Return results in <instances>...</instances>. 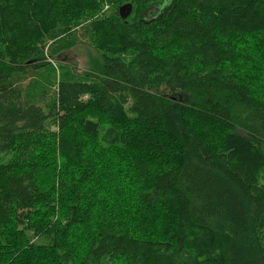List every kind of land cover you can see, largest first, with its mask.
<instances>
[{
  "label": "trees",
  "instance_id": "16d2710c",
  "mask_svg": "<svg viewBox=\"0 0 264 264\" xmlns=\"http://www.w3.org/2000/svg\"><path fill=\"white\" fill-rule=\"evenodd\" d=\"M163 1L0 0V264H264V0Z\"/></svg>",
  "mask_w": 264,
  "mask_h": 264
},
{
  "label": "rangeland",
  "instance_id": "374dc122",
  "mask_svg": "<svg viewBox=\"0 0 264 264\" xmlns=\"http://www.w3.org/2000/svg\"><path fill=\"white\" fill-rule=\"evenodd\" d=\"M125 3H128V2H125ZM123 4H124V3H123ZM159 8H162L160 4H158V5L154 6V7H150V8H148L149 10H147V12H146V13H147L146 16H147V17H151L152 15L157 14L158 11H159ZM81 37H82V36H81ZM77 43H85V40H84V39H78V42H77ZM75 52H77V54H76L75 57H74V61H75V62H79V64H78L77 66H75L76 71H78V72H82V71L85 69V68H84V67H85V66H84V63L87 62V57L85 56V53H86V52H85V50H83L82 48H81V49H76ZM71 56H72V55H71ZM54 59H55V60H59L58 57H55ZM62 61H64V58L62 59ZM71 61H72V59L70 58V56L66 54V56H65V62L71 64ZM74 61H73V62H74ZM57 64L59 65L60 63H57ZM77 76H79V74H77ZM51 94H52V92H51ZM51 94H50V95H51ZM50 95L48 96V98L50 97ZM259 146L262 147L263 150H264V143L260 144ZM102 264H103V263H102ZM104 264H108V262L105 261Z\"/></svg>",
  "mask_w": 264,
  "mask_h": 264
},
{
  "label": "water",
  "instance_id": "95a60500",
  "mask_svg": "<svg viewBox=\"0 0 264 264\" xmlns=\"http://www.w3.org/2000/svg\"><path fill=\"white\" fill-rule=\"evenodd\" d=\"M132 5L131 3H124L118 7V14L122 20H126V18L131 13Z\"/></svg>",
  "mask_w": 264,
  "mask_h": 264
},
{
  "label": "flooded vegetation",
  "instance_id": "af4514ba",
  "mask_svg": "<svg viewBox=\"0 0 264 264\" xmlns=\"http://www.w3.org/2000/svg\"><path fill=\"white\" fill-rule=\"evenodd\" d=\"M167 0L163 1L160 5L162 8H164L166 6ZM162 8H159V10H161Z\"/></svg>",
  "mask_w": 264,
  "mask_h": 264
}]
</instances>
